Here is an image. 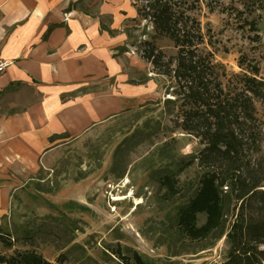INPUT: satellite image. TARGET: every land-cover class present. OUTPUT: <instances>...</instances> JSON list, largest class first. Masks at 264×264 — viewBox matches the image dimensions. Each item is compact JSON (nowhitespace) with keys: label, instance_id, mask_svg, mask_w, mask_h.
Returning a JSON list of instances; mask_svg holds the SVG:
<instances>
[{"label":"rangeland","instance_id":"374dc122","mask_svg":"<svg viewBox=\"0 0 264 264\" xmlns=\"http://www.w3.org/2000/svg\"><path fill=\"white\" fill-rule=\"evenodd\" d=\"M105 3L120 8L123 18L128 14L136 18L134 0H77L74 8L109 27L111 16L100 15ZM199 3L195 15L203 31H211L217 50L215 60L227 72L238 73V59L246 54L249 60L260 62L259 77L264 79V0L256 1L247 11L248 21H261L257 32L249 26L241 29L239 16L231 9L241 10V0ZM122 30L127 35L123 51L144 64V71L133 77L151 78L157 95L93 128L72 142L50 170L37 174V181L29 183L16 197L9 222L0 225L1 236L10 243L8 247L0 240V256L34 251L51 264L59 255L66 257L63 264H138L134 254L142 264L226 261L229 246L225 237L216 239L215 234L204 241H191L178 229V210L195 195L200 172L190 168L180 173L178 194L169 199L158 179L168 170L170 156L180 160L196 155L201 146L194 138L178 135L170 149V117L163 104L169 98L168 84L151 73V66L140 58L139 50L144 41L150 40L151 28L145 22L126 20ZM256 34L260 43L254 41ZM156 45L167 55L174 53L166 39L157 40ZM157 101L160 106L154 104ZM257 109L264 122V105L257 104ZM136 199L142 203L135 205ZM204 221L203 215L197 216V226ZM233 221L229 214L223 226L225 232Z\"/></svg>","mask_w":264,"mask_h":264},{"label":"trees","instance_id":"16d2710c","mask_svg":"<svg viewBox=\"0 0 264 264\" xmlns=\"http://www.w3.org/2000/svg\"><path fill=\"white\" fill-rule=\"evenodd\" d=\"M256 1L241 0V10L231 8L239 16L241 29H260L261 21H248L247 11ZM199 2L134 0L136 18L131 21L145 22L151 28L150 40L139 50L140 58L168 84L169 98L163 104L170 117V149L178 135L194 138L201 146L196 155L180 160L170 156L168 170L158 180L169 199L178 194V175L186 169L198 170L196 193L178 210L179 231L191 241H204L215 234L216 239L225 237L229 251L224 264H264V122L257 109V104L264 105L260 62L241 54L237 62L240 72H227L215 60L217 50L210 29L204 32L195 15ZM255 37L260 43L261 38ZM160 39L172 44L173 54L167 55L156 45ZM149 80L144 76L139 83ZM158 154L162 157L160 151ZM229 214L234 221L225 232ZM198 215L205 217L201 226H197ZM6 239L0 235L10 246ZM133 258L142 264L137 254ZM65 259L59 255L55 264H63ZM0 264L51 263L26 251L0 256Z\"/></svg>","mask_w":264,"mask_h":264},{"label":"crops","instance_id":"0c3cea01","mask_svg":"<svg viewBox=\"0 0 264 264\" xmlns=\"http://www.w3.org/2000/svg\"><path fill=\"white\" fill-rule=\"evenodd\" d=\"M76 2L0 0V225L72 142L157 95L152 80L133 77L144 64L123 51V22L135 17L105 3L107 27Z\"/></svg>","mask_w":264,"mask_h":264},{"label":"bare ground","instance_id":"6f19581e","mask_svg":"<svg viewBox=\"0 0 264 264\" xmlns=\"http://www.w3.org/2000/svg\"><path fill=\"white\" fill-rule=\"evenodd\" d=\"M125 182H127V180H125ZM131 197V196H130ZM115 201H119V200H123V198H116V199H114ZM142 203V201H141V199H136L135 200V205H138V204H141ZM134 205V204H133Z\"/></svg>","mask_w":264,"mask_h":264},{"label":"built area","instance_id":"2783aa9c","mask_svg":"<svg viewBox=\"0 0 264 264\" xmlns=\"http://www.w3.org/2000/svg\"><path fill=\"white\" fill-rule=\"evenodd\" d=\"M7 66H8L7 63L1 62V63H0V72H1L4 68H6Z\"/></svg>","mask_w":264,"mask_h":264}]
</instances>
